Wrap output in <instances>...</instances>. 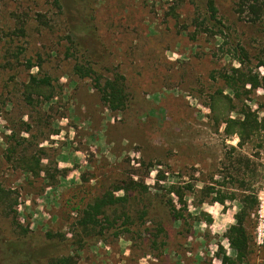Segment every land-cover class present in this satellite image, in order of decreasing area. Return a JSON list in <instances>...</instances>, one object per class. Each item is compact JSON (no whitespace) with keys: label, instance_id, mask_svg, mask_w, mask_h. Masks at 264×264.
Returning <instances> with one entry per match:
<instances>
[{"label":"rangeland","instance_id":"374dc122","mask_svg":"<svg viewBox=\"0 0 264 264\" xmlns=\"http://www.w3.org/2000/svg\"><path fill=\"white\" fill-rule=\"evenodd\" d=\"M261 65L264 0H0V187L17 201L0 208V264H222L244 197L257 205L243 264H264V130L226 134L250 111L264 119V92L222 78L259 82ZM116 75L129 97L119 111L97 88ZM32 77L50 81V101L29 93ZM132 183L150 189L151 212L80 243L97 198L128 190L144 210Z\"/></svg>","mask_w":264,"mask_h":264},{"label":"trees","instance_id":"16d2710c","mask_svg":"<svg viewBox=\"0 0 264 264\" xmlns=\"http://www.w3.org/2000/svg\"><path fill=\"white\" fill-rule=\"evenodd\" d=\"M209 12L211 13V16L208 22H216L217 11L212 1L209 3ZM221 36H223L224 39L227 38L222 33ZM240 62L244 63L243 61ZM261 66L264 67V65ZM234 73L236 74V76L224 75L222 77L226 82L227 88L231 91L239 92L240 87L244 88L248 85H251V90H255L258 88L264 92V80H260L258 82V78H255L253 81H249L247 79V75L243 74L239 70L234 71ZM214 81H216L215 78ZM97 88L102 96V101L105 102L111 108V110L119 111L126 108L129 102V97L123 77L116 75L112 80L109 79L104 82L99 79ZM27 89L31 95H37L46 102L50 101L54 96V90L49 80L32 77ZM237 97H239V94ZM220 101L221 100L216 101V96L213 97L212 104L209 106L212 113L216 114V104H219ZM255 128H261L264 130V119L260 122L257 114L250 111V115H248L247 117L245 115V118L243 120L229 121L226 128V134L228 136H238L240 141H243L244 136L249 135L250 132H252ZM9 150L10 152L12 151L11 149ZM8 160L11 161V158L9 156ZM40 167V160H32L29 167H27V171L33 173L36 176H39ZM122 190L123 189H117V191ZM130 192L137 193L138 198H140V203L142 202V205H144V210L141 212L136 211L137 205L132 204L128 190L127 197L115 198L113 193L111 192L107 195H104L103 197L97 198L94 201V204L89 205L88 209L82 212V219L80 220L79 225V230L82 233L79 235L80 243L86 242L87 239H91L95 235L98 236V234H102L104 231L113 230V228H115L116 218L120 219L125 216L126 221L123 224L124 227L136 221V214L140 215L139 218H142L144 216H147L151 212L153 203L151 199V191L147 186L132 183ZM14 194V192L0 187V208H2L5 212L14 210V207L17 205ZM169 194L176 195L182 201L180 190L172 188L169 190ZM163 199L164 197H159L158 200H156L157 204L159 203L163 205V207L166 208L176 220L183 218L180 212L175 208V205L171 199H169L167 202ZM250 200V197H244L242 201L241 212L236 217L237 225L232 226L226 235L230 244V248L234 252L235 257L228 256L226 251H224L223 248H220V251L218 252V258L221 260L222 264H243V262L247 260L250 254L251 238L248 235V232L243 224L244 219L249 215V211L254 209L255 205H257L256 199L252 202ZM129 205L131 206L126 210V213H124V208H127V206ZM121 208L122 212L120 211ZM120 214H123L122 217H119ZM115 233L114 235H117ZM74 258L70 256L53 258L50 259L48 264H76Z\"/></svg>","mask_w":264,"mask_h":264}]
</instances>
